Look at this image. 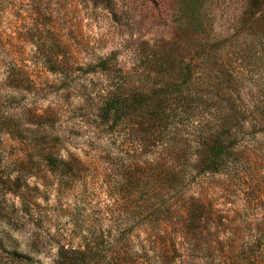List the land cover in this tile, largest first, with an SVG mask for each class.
Instances as JSON below:
<instances>
[{
  "label": "rangeland",
  "instance_id": "374dc122",
  "mask_svg": "<svg viewBox=\"0 0 264 264\" xmlns=\"http://www.w3.org/2000/svg\"><path fill=\"white\" fill-rule=\"evenodd\" d=\"M9 60L29 83L1 108L0 264H57L60 248L84 243L114 244L121 264H264V0H0ZM158 85L186 110L180 156L146 145L136 118L109 132L93 116L108 91ZM50 123L79 160L64 152L77 165L62 176L28 140ZM214 136L221 165L190 178L151 227L147 195L163 167L202 161L197 143Z\"/></svg>",
  "mask_w": 264,
  "mask_h": 264
},
{
  "label": "trees",
  "instance_id": "16d2710c",
  "mask_svg": "<svg viewBox=\"0 0 264 264\" xmlns=\"http://www.w3.org/2000/svg\"><path fill=\"white\" fill-rule=\"evenodd\" d=\"M48 32L54 35L52 30H48ZM50 42V49L56 47L58 52L52 53L53 57H50L49 61L47 60V67L51 72H58L62 69L61 54L63 50L57 36L54 35L50 38ZM0 65L2 69L0 73V131L5 132V127H9V124L5 123V121H8V117L3 114L1 108H4L6 98L9 99L18 92L22 82L25 85L29 83V74L14 60L1 62ZM160 86L162 85L151 86L146 90L133 88L128 92H106L95 108L93 114L95 121L104 130L115 132V128L120 125L121 121L136 118L137 131L146 136L144 139L146 145L149 146L159 142L157 146L161 148L163 153L180 156V153L185 152L186 148L185 140L176 120L186 110L168 104L172 100V96L166 90L159 88ZM34 115L39 118L42 117V114L34 113ZM143 122L146 123L147 128L141 125ZM23 131L25 129L17 132L13 130V134L19 135ZM7 132L12 133V130H7ZM65 135L64 130H59L54 124L50 123L48 128L44 129V135L40 136L34 133L28 139L31 148L35 150V154L41 160H44L50 169L59 170V176L64 174L65 169L71 170L72 166L77 165L76 163L69 165V162L63 158L64 152L67 156L74 158V161H79L65 147L68 140ZM197 144L206 147L207 152H210V154L208 153L206 158L202 161L199 160L197 163H192L195 159L191 156L184 158L186 164L180 170H174V167L167 165L163 167V171L159 176L161 186L155 189V192L147 195L149 219L153 216L155 219L169 220L171 213L174 211L172 207L176 203V197L179 192L186 188L190 178L193 179L196 174L210 172L221 165L222 152L225 151V146L220 141L219 136H214L210 142L203 138ZM14 184L15 186L10 189L11 192L16 193L19 191L20 184L18 182H14ZM147 221H149L148 224L151 227L157 228L154 219ZM111 246L112 244H109L99 248L96 244L84 243L79 247L60 248L56 261L57 264H121L113 262L114 255L112 256V254L115 245L113 244V248Z\"/></svg>",
  "mask_w": 264,
  "mask_h": 264
}]
</instances>
